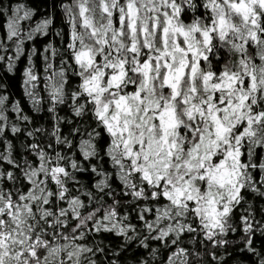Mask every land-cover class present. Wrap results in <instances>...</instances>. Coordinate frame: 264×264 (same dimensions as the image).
<instances>
[{"label": "snow or ice", "instance_id": "6c2138e0", "mask_svg": "<svg viewBox=\"0 0 264 264\" xmlns=\"http://www.w3.org/2000/svg\"><path fill=\"white\" fill-rule=\"evenodd\" d=\"M0 264H264V0H0Z\"/></svg>", "mask_w": 264, "mask_h": 264}, {"label": "trees", "instance_id": "16d2710c", "mask_svg": "<svg viewBox=\"0 0 264 264\" xmlns=\"http://www.w3.org/2000/svg\"><path fill=\"white\" fill-rule=\"evenodd\" d=\"M29 5L31 7H36L37 4L41 3V0H28ZM39 11L43 12L45 11V9L43 7H41L39 9ZM40 17L38 16L37 19H39ZM23 63L20 64V68L21 70L23 69ZM16 79L13 81V86L11 87V91L10 94L12 96V98L14 99H20L22 94H23V89L21 87V83H20V73H16L15 74Z\"/></svg>", "mask_w": 264, "mask_h": 264}]
</instances>
